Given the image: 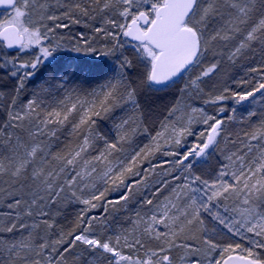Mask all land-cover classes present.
Returning <instances> with one entry per match:
<instances>
[{"label":"snow or ice","instance_id":"obj_1","mask_svg":"<svg viewBox=\"0 0 264 264\" xmlns=\"http://www.w3.org/2000/svg\"><path fill=\"white\" fill-rule=\"evenodd\" d=\"M0 9V264H264V114L231 131L207 110L264 101V0H0ZM64 52L95 62L64 63ZM248 58L253 75L236 81L247 87L207 86L224 63ZM80 73L87 87L70 88ZM98 119L114 131L100 132ZM67 126L72 139H62ZM157 153L176 159L151 163ZM214 153L211 170L197 172ZM158 166L167 175L149 180ZM97 182L125 194L105 200ZM137 185L143 214L98 235L107 217L88 213L129 201ZM65 202L83 205L79 230L55 232Z\"/></svg>","mask_w":264,"mask_h":264},{"label":"trees","instance_id":"obj_2","mask_svg":"<svg viewBox=\"0 0 264 264\" xmlns=\"http://www.w3.org/2000/svg\"><path fill=\"white\" fill-rule=\"evenodd\" d=\"M69 23L71 28V33H78L80 31H84L85 33H88V29L84 28L82 25H75L72 24L71 21H65ZM65 42V41H62ZM67 52H64L63 55V62L64 63H74L73 59H69L71 57L70 55L66 54ZM77 56H80V59L84 61L86 64H81V68H87V64H92L95 62V57L92 56H84L83 53L78 54ZM76 56V57H77ZM106 62L108 64H113V60L107 59ZM250 62V58L241 60L239 63L232 65L230 63H224L221 68L218 70V73L215 74L211 80L208 81V87H212L213 90H217L223 87H229L234 90H240L241 87H247V85L239 86L237 85L236 81L242 80L248 76H251L253 74L247 72V65ZM39 75V74H38ZM45 75H50V72H46ZM80 80H78L74 84H70V88H86L87 86L83 84L81 81H83L87 73H80ZM89 82H91V78L88 77ZM94 86V85H93ZM33 85H29L27 91L30 93L33 91ZM179 87V86H178ZM178 87L177 89H171L169 90V94L165 97V99L161 102H158L154 106V112L157 114L160 112L161 108L163 107V104L169 103L172 101L173 95L178 94ZM164 95V94H159ZM51 100H46L45 103H50ZM201 103V106H203V103ZM223 107L225 111L221 114L218 111V108L216 106H210L207 108L209 112H216L219 115H222L225 118L226 124L231 131H239L241 124H247L251 121H256L258 124L260 122V116L264 114V101H260L257 103H252L251 99L248 101H245L244 103L237 104L234 100L229 99L226 100L223 104ZM233 109H236L235 113H233ZM255 111L257 113L256 116L248 118V112ZM234 119L229 121L227 120V117L233 116ZM244 117V120L242 121L240 118ZM97 128L100 132L109 133L110 129H113V126L110 122V120L104 119L99 120L97 122ZM70 131V126L65 127L62 130V139H72V137H69L67 134ZM114 131V129H113ZM142 139V138H141ZM221 147H223V144H221ZM215 153L213 154V160L215 162ZM157 158V157H156ZM158 159V158H157ZM158 160L157 162H159ZM156 161H152L151 163H157ZM149 162H145L141 165V168H144L145 165H148ZM201 173H205V168L202 167ZM140 197V195H139ZM106 199H110V194H108ZM119 198V197H118ZM115 199V198H114ZM129 201L124 202L121 201L120 204L112 205L107 204L104 206L102 204V207L99 211V215H102L103 217H107L106 223L109 224L111 227V230L115 232H122L125 227H128V219L135 218L136 216L133 214V209L129 206ZM58 210L54 212L53 218L56 222L54 231L60 232V231H70L73 228H77V217L79 214L80 208L82 206L80 205H73L71 202H65L63 204H60L57 206ZM105 208H107V212H105ZM141 210H139L140 212ZM110 216V218H109ZM69 264H72L71 258L69 261Z\"/></svg>","mask_w":264,"mask_h":264},{"label":"rangeland","instance_id":"obj_3","mask_svg":"<svg viewBox=\"0 0 264 264\" xmlns=\"http://www.w3.org/2000/svg\"><path fill=\"white\" fill-rule=\"evenodd\" d=\"M0 13H3V12H0ZM65 22V21H64ZM66 54H68V55H70L71 57H69V59H73L74 57H76L77 56V53H75V52H67ZM251 98H249V100H250ZM245 101H243V102H240V103H244ZM193 127H194V129H197V130H199L201 127H203L202 125H199V124H193ZM192 139L193 138H191V137H189V138H187V141H188V144L190 145L191 144V142H192ZM174 150H176V151H182L183 150V148L182 147H176ZM119 155V154H118ZM158 159H157V158ZM213 157V156H212ZM212 157H210L206 162H201V164H200V166L196 169L197 170V172H203L202 171V167H204L205 168V173H207V172H209L210 170H211V168H212V166H214V164H215V162H214V160H213V158ZM175 159H176V157H172V156H168V157H165V156H163L161 153H157L156 154V156L154 157V159L152 160V161H158V160H160V161H164V160H170V161H175ZM151 161V162H152ZM159 161V162H160ZM145 162H149V161H144L143 163H145ZM158 163V162H157ZM151 165H150V162L148 163V165H145L144 166V168H146V167H150ZM164 167H166L167 169H169L171 172H175V169H173L172 168V165L171 164H169V165H166V166H164ZM164 167H156L155 169H154V171L153 172H151V173H149V180H151V181H158L159 179H161L162 178V176L163 175H167V173H165L164 172ZM135 179H138V177H129L128 178V180L126 181V183H128V184H130L133 180H135ZM145 183H148V181H145ZM149 187H151V185H149ZM97 188H99L100 190H104L105 188H107L108 189V191L105 193V197L108 195V194H110V199L109 200H112V201H115V200H117V199H119L123 194H125V188H124V186H119L118 188L116 187V186H114V185H112V184H108V185H104L102 182H97ZM134 191H136V195L135 196H132L131 194H130V199H129V206L133 209V214L136 216V213L137 212H139V210H141L140 212H141V214H143V209H142V206L141 205H139L138 203H137V201L139 200V199H141L142 197H141V193L142 192H144V188H143V186L142 185H137L136 186V188L134 189ZM139 195H140V197H139ZM119 197V198H118ZM115 198V199H114ZM105 200H108V199H106L105 198ZM99 204H100V207H98V208H96V209H92L89 213H88V216H92V215H95V216H100V217H103L102 215H99V211H100V209H101V207H102V204L104 205V206H106L107 204L104 202V201H101V202H98ZM127 203V202H126ZM73 205H80V204H77V203H72ZM80 206H82L83 207V205H80ZM109 218H110V216H109ZM136 218V217H135ZM134 218V219H135ZM85 219H87V217H85ZM93 223L94 224H96V221H93ZM212 223L213 222H211L210 221V218H209V223H208V227L209 228H211L212 227ZM107 224V229L105 230L104 228H103V226L102 225H97V234L98 235H107V234H110V233H113V232H115V231H113V230H111V227L109 226V224L108 223H106ZM115 233H117V234H120L121 232H115ZM125 251H127V249H125Z\"/></svg>","mask_w":264,"mask_h":264},{"label":"water","instance_id":"obj_4","mask_svg":"<svg viewBox=\"0 0 264 264\" xmlns=\"http://www.w3.org/2000/svg\"><path fill=\"white\" fill-rule=\"evenodd\" d=\"M0 12H4V10L3 9H0Z\"/></svg>","mask_w":264,"mask_h":264}]
</instances>
